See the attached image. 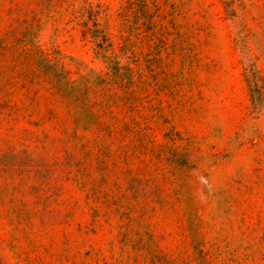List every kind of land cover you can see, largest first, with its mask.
I'll return each mask as SVG.
<instances>
[{
  "label": "rangeland",
  "instance_id": "rangeland-1",
  "mask_svg": "<svg viewBox=\"0 0 264 264\" xmlns=\"http://www.w3.org/2000/svg\"><path fill=\"white\" fill-rule=\"evenodd\" d=\"M0 264H264V0H0Z\"/></svg>",
  "mask_w": 264,
  "mask_h": 264
}]
</instances>
